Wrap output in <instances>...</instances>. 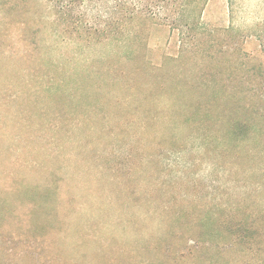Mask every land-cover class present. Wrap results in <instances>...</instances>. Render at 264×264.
Segmentation results:
<instances>
[{"label":"rangeland","instance_id":"obj_1","mask_svg":"<svg viewBox=\"0 0 264 264\" xmlns=\"http://www.w3.org/2000/svg\"><path fill=\"white\" fill-rule=\"evenodd\" d=\"M175 1L106 36L0 0V264L254 263L184 244L243 219L264 240V0Z\"/></svg>","mask_w":264,"mask_h":264},{"label":"trees","instance_id":"obj_2","mask_svg":"<svg viewBox=\"0 0 264 264\" xmlns=\"http://www.w3.org/2000/svg\"><path fill=\"white\" fill-rule=\"evenodd\" d=\"M56 1H60L61 3L64 0ZM172 1L173 0H67L68 3L65 5L62 3L56 4L55 8L53 6L52 8L54 15L56 14L55 24H57L58 28L61 25H64L62 20L66 19L64 17L68 16V21L70 22V26L68 27H71L73 23L78 25H88L90 22L84 21V18L88 15V13L97 12L98 16L96 17L95 22L91 23L90 26H95V31H102V34L110 36L118 33V30L125 27L126 24L130 22L131 17L138 14V12L147 11L148 13L154 14H166V8ZM200 1L201 0L175 1V3H177L176 7L180 12V17L183 15V12H186L189 19V16L191 17L193 15V9L199 6ZM16 4L17 3L12 5L11 8H14ZM72 19H75V21ZM193 105L194 104L188 103L182 109L189 113V115L192 114L191 116H195L194 119L196 121L202 122L201 118L203 117H201L200 114H196L193 109ZM190 117L188 116L186 119ZM247 124L248 122L244 121L243 119H234V129L231 131V135L235 136L236 138L242 137L245 134L244 131L248 130ZM168 208L169 207L166 209ZM173 216L175 217V214ZM214 218L215 221H217V218ZM164 219L165 218H163V221ZM223 224H225L224 229L215 226L212 227V229L208 228L207 230L203 231L198 235L199 237L197 238L188 236V240L186 239V242L184 241V247L189 250L195 249L198 251L200 247L204 246L205 244H210L211 247H215L216 244L223 242L224 246H229L232 249L235 248L234 246H238V251L244 252L245 256L249 254V259L254 262L253 264H264V240L256 239L257 242L254 244L256 247H247V244H249L248 236H250L251 233L252 235L255 234V237L260 235L258 232L259 229L256 225L250 223L248 219L239 220L237 223L224 220ZM202 225L204 227H208L206 223ZM235 228L237 231H235ZM252 229H256L257 231L253 232ZM251 239H253V237H251ZM166 242L170 243L171 239L166 240ZM185 254V250H183L181 255H178L176 252L175 258H181ZM208 261L209 264H217L219 259L211 256Z\"/></svg>","mask_w":264,"mask_h":264}]
</instances>
